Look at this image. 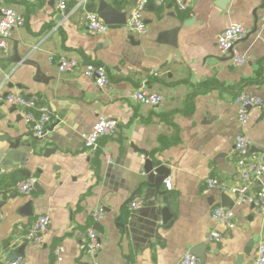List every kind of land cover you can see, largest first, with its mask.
I'll list each match as a JSON object with an SVG mask.
<instances>
[{
	"label": "crops",
	"instance_id": "0c3cea01",
	"mask_svg": "<svg viewBox=\"0 0 264 264\" xmlns=\"http://www.w3.org/2000/svg\"><path fill=\"white\" fill-rule=\"evenodd\" d=\"M117 1L126 12L125 24L93 33L85 10L91 3L89 11L97 12L98 0L76 9L74 0H67L69 12L59 20L63 11L56 9L57 0H2L25 23L12 30L7 49L0 51V93L38 95L52 120L31 153L12 149L6 139L20 135L23 142L34 141L35 135L21 108L0 104V264L18 255L22 264H54L52 250L59 243L64 264H88L85 229L98 207L103 216L93 225L101 242L99 264H178L199 244L205 245V259L198 258V264H250L264 240V217L252 205L235 204L230 194L207 188L205 180L241 182L232 156L240 130L251 139L253 152L264 153V106L250 108L240 128L233 101L240 92L264 100V0H185L186 11L170 0L147 5L142 34L127 26L138 0ZM235 22L247 28L232 48L246 59L238 66L216 45L217 35ZM61 55L104 65L109 84L99 88L79 70L59 72ZM141 85L163 100L155 106L133 101ZM99 114L115 119L117 128L89 152L82 134ZM142 151L168 171L171 186L163 181L159 190L168 196L169 218L155 213L154 199L160 196L143 185ZM20 170H27L38 188L17 192L14 183L27 178ZM135 198L142 206L130 209ZM217 205L232 208L233 228L211 220ZM40 214L50 223L42 242L34 244L23 234ZM212 228L222 233L218 243L207 239Z\"/></svg>",
	"mask_w": 264,
	"mask_h": 264
},
{
	"label": "built area",
	"instance_id": "2783aa9c",
	"mask_svg": "<svg viewBox=\"0 0 264 264\" xmlns=\"http://www.w3.org/2000/svg\"><path fill=\"white\" fill-rule=\"evenodd\" d=\"M167 0H138L133 10L129 14L127 26L132 33L142 34L146 31V24L143 18V11L147 5H162ZM178 11H186L185 0H170ZM87 0H74L73 7H85ZM68 7L67 0H57L56 9L63 11ZM87 29L93 33H102L107 30L106 24L100 15L95 11L85 10ZM24 17L10 6L4 5L0 0V51H5L8 47V40L14 28L23 26ZM247 35V28L240 23H231L225 27L216 38V45L223 55L230 54L232 63L235 66L243 64L246 59L243 55L233 52V45ZM57 69L61 73L80 71L82 75L92 79L96 86L104 88L109 84V77L104 65L93 62H80L78 59L61 55L57 60ZM131 98L133 101L155 106L162 100L163 96L157 92L149 90L141 85L135 90ZM237 105V123L240 128L244 127L249 120V110L252 107L262 108L264 100L258 96L240 92L233 98ZM7 103L22 109L24 122L29 126L35 137L42 138L46 133V127L52 120L47 104L40 102L36 94L26 95L20 91L0 93V104ZM117 128V121L113 118L99 114L93 123L92 128L82 134L84 147L89 152H94L99 148L100 139L113 135ZM107 161L110 158L104 155ZM232 156L241 176L238 184L227 185L223 181L209 177L205 180L206 187L216 189L222 193L230 194L235 204L248 203L255 211L264 217V153L252 151V141L246 133L240 130L234 138ZM34 178H25L14 183V189L22 194L29 193L34 186ZM166 188H170V180L164 179ZM142 200L133 199L129 203L130 209H137L142 206ZM103 216L102 207L96 208L91 213V224L85 229V241L83 243V254L88 259V264H99L97 253L100 250V238L93 224L97 223ZM3 217V210L0 204V220ZM210 218L213 222L223 224L231 229L235 226L234 212L231 207L217 205L210 211ZM50 223L47 214L37 215L23 234V239L40 244L43 235ZM207 239L210 242L218 243L222 239V233L216 228H212ZM64 246L59 243L53 247L52 255L54 264H64ZM23 257L18 255L4 264H22ZM178 264H198V258L185 252L179 259ZM250 264H264V240L256 245L255 255Z\"/></svg>",
	"mask_w": 264,
	"mask_h": 264
},
{
	"label": "water",
	"instance_id": "95a60500",
	"mask_svg": "<svg viewBox=\"0 0 264 264\" xmlns=\"http://www.w3.org/2000/svg\"><path fill=\"white\" fill-rule=\"evenodd\" d=\"M131 4L132 1H129ZM264 5V2H263ZM123 7V4L120 1L114 0V1H107V0H98L97 2V8L96 11L99 13L102 20L108 24V25H122L126 22V12L120 11V8ZM69 12L68 8H65L63 10V14H58L56 19L59 20L62 18V16L66 15ZM183 25H187V23H182ZM37 68V66H36ZM38 70V69H37ZM37 77V74H36ZM8 128L11 127V125L7 126ZM6 139V138H5ZM36 139H40L35 137L34 141H21L20 135L6 139L9 148L12 149H19L22 148L23 151H26L27 153H31L33 150V146L35 145ZM46 153L48 150L45 151ZM143 152V151H142ZM145 156L147 157L144 164V173H145V181L143 182V185H145L149 189H153L157 196H160L159 199H154V206H155V213H160L163 217H170L169 211H168V196L165 191H160L159 187L161 186L164 179L167 177L168 171L167 169L161 165L158 161L148 158V153L146 151L143 152ZM23 160L26 161L25 157ZM19 173L25 177H29L30 173L27 170H20ZM34 187L38 188V183H34ZM160 202V203H158ZM163 203L164 205H162ZM126 223H122L123 227H126ZM252 247L251 241L247 243L246 247L243 250V253L245 255H248L250 253ZM205 245L199 244L195 246L193 249L190 250L189 253L195 255L197 258H199L200 261H203L205 259L204 254L202 251H204Z\"/></svg>",
	"mask_w": 264,
	"mask_h": 264
},
{
	"label": "trees",
	"instance_id": "16d2710c",
	"mask_svg": "<svg viewBox=\"0 0 264 264\" xmlns=\"http://www.w3.org/2000/svg\"><path fill=\"white\" fill-rule=\"evenodd\" d=\"M91 6H92V4L91 3H88L87 4V9L91 10Z\"/></svg>",
	"mask_w": 264,
	"mask_h": 264
}]
</instances>
